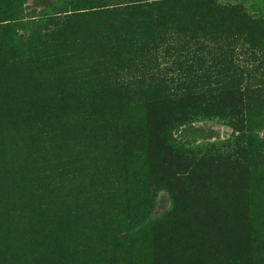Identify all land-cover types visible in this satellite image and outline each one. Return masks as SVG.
Segmentation results:
<instances>
[{"label": "trees", "instance_id": "obj_1", "mask_svg": "<svg viewBox=\"0 0 264 264\" xmlns=\"http://www.w3.org/2000/svg\"><path fill=\"white\" fill-rule=\"evenodd\" d=\"M24 2L0 0V264H264V238L244 241L264 228L248 176L264 89L185 91L159 72L176 37L264 19L217 0H61L24 41ZM201 116L245 120L249 149L188 153L173 130ZM160 190L172 203L151 219Z\"/></svg>", "mask_w": 264, "mask_h": 264}, {"label": "rangeland", "instance_id": "obj_2", "mask_svg": "<svg viewBox=\"0 0 264 264\" xmlns=\"http://www.w3.org/2000/svg\"><path fill=\"white\" fill-rule=\"evenodd\" d=\"M61 0H25L16 10L14 24L16 34L29 40L34 34L37 21L54 12L52 8ZM220 4L244 7L250 17L257 21L264 19V0H217ZM253 25H259L254 23ZM259 34L240 31L233 37L211 39L187 35L182 40H173L168 52L161 49L159 72L169 86L181 85L185 91L200 93L230 91H251L264 89V24ZM177 41V42H176ZM248 130L245 120L219 119L215 116H201L173 130L174 139L192 155L234 153L247 151ZM264 140V127L256 133ZM248 170L253 189L264 187V153L253 152ZM172 198L167 190L157 191L151 219L160 217L171 206ZM247 231V244L254 236L264 238V228ZM254 231V232H253ZM226 242V240H225ZM221 243V244H220ZM223 246V241H220ZM236 254V253H235ZM237 259L241 255L236 254ZM186 256L178 257V264H187ZM215 264V263H213Z\"/></svg>", "mask_w": 264, "mask_h": 264}]
</instances>
